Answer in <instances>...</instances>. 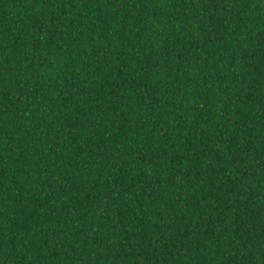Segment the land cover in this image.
I'll list each match as a JSON object with an SVG mask.
<instances>
[{
  "label": "trees",
  "instance_id": "16d2710c",
  "mask_svg": "<svg viewBox=\"0 0 264 264\" xmlns=\"http://www.w3.org/2000/svg\"><path fill=\"white\" fill-rule=\"evenodd\" d=\"M0 264H264V0H0Z\"/></svg>",
  "mask_w": 264,
  "mask_h": 264
}]
</instances>
